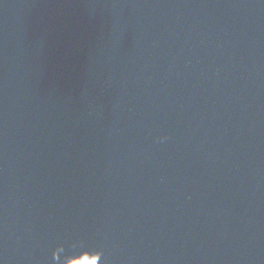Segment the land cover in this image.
<instances>
[{
    "label": "water",
    "instance_id": "95a60500",
    "mask_svg": "<svg viewBox=\"0 0 264 264\" xmlns=\"http://www.w3.org/2000/svg\"><path fill=\"white\" fill-rule=\"evenodd\" d=\"M0 264H264V0H0Z\"/></svg>",
    "mask_w": 264,
    "mask_h": 264
}]
</instances>
